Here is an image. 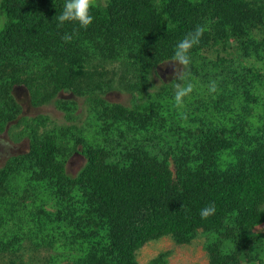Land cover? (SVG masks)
I'll use <instances>...</instances> for the list:
<instances>
[{
  "label": "trees",
  "instance_id": "trees-1",
  "mask_svg": "<svg viewBox=\"0 0 264 264\" xmlns=\"http://www.w3.org/2000/svg\"><path fill=\"white\" fill-rule=\"evenodd\" d=\"M64 3L0 0V134L29 140L0 166V264H137L147 241L199 235L206 264H264V0H99L87 29L60 26ZM198 25L178 109L174 78L151 73ZM14 86L70 123L21 115ZM116 88L129 104L105 98ZM73 153L85 161L70 175Z\"/></svg>",
  "mask_w": 264,
  "mask_h": 264
},
{
  "label": "rangeland",
  "instance_id": "rangeland-1",
  "mask_svg": "<svg viewBox=\"0 0 264 264\" xmlns=\"http://www.w3.org/2000/svg\"><path fill=\"white\" fill-rule=\"evenodd\" d=\"M171 61V60H170ZM164 62L157 66V74L151 73L152 84H160L161 81L168 82L174 78V70L176 64L174 62ZM260 67V71L264 73V62L255 61ZM182 68V66H181ZM13 94L16 100L22 105L21 115L36 116L44 114L48 116L49 121L46 122L47 127H56L63 124H69L70 121L64 116L63 111L59 110L53 104H46L42 106L33 107L30 104L27 89L24 86H14ZM62 97H70L71 93H62ZM105 98L111 102H119L123 104H129L130 94L124 89L116 88L106 91ZM76 113L79 117L74 120L78 126L85 122L86 110L82 103V98L78 97ZM29 140L27 137L15 138L8 132L0 134V166L11 156L28 149ZM85 159L82 155L73 153L66 161V171L70 175H74L80 167L83 165ZM253 231H264V223L256 226ZM205 237L199 235L191 243L188 244H176L173 240L164 236L157 240H150L140 247L136 252L137 264H149V261L157 256L159 252L169 250L170 253L167 256L166 264H206L207 254L203 247ZM43 254V252H41Z\"/></svg>",
  "mask_w": 264,
  "mask_h": 264
},
{
  "label": "clouds",
  "instance_id": "clouds-1",
  "mask_svg": "<svg viewBox=\"0 0 264 264\" xmlns=\"http://www.w3.org/2000/svg\"><path fill=\"white\" fill-rule=\"evenodd\" d=\"M98 6L99 0H65L62 13H59L55 19L58 20L60 26H63L65 22H76L80 27L87 29L94 22L91 10ZM165 21L167 22V29L171 30L174 25L167 17H165ZM205 31V27L198 25L193 32L188 33L187 36L178 42L174 55L170 61L176 64L173 85L175 88L174 103L178 109L184 108L185 98L189 97L194 91V84L188 82V74L186 70L191 64L190 52L194 46L200 43ZM62 39L65 42H70L72 36L65 34ZM216 90L217 87L215 81L210 82L209 91L214 93ZM152 91L153 89H150V93ZM180 115L181 118H187L186 114L183 112H181ZM215 213V205H209L200 210V216L204 220L215 215Z\"/></svg>",
  "mask_w": 264,
  "mask_h": 264
}]
</instances>
